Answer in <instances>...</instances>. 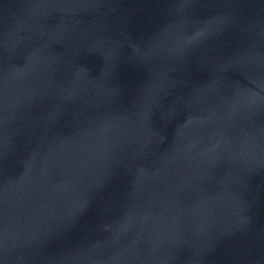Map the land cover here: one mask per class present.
<instances>
[{"label": "water", "instance_id": "water-1", "mask_svg": "<svg viewBox=\"0 0 264 264\" xmlns=\"http://www.w3.org/2000/svg\"><path fill=\"white\" fill-rule=\"evenodd\" d=\"M0 264H264V0H0Z\"/></svg>", "mask_w": 264, "mask_h": 264}]
</instances>
